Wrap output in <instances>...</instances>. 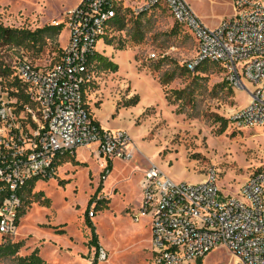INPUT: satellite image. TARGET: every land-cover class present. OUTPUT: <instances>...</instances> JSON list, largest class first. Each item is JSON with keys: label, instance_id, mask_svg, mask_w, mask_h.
Returning <instances> with one entry per match:
<instances>
[{"label": "rangeland", "instance_id": "1", "mask_svg": "<svg viewBox=\"0 0 264 264\" xmlns=\"http://www.w3.org/2000/svg\"><path fill=\"white\" fill-rule=\"evenodd\" d=\"M78 1L0 0V23L35 31L62 23ZM187 1L210 27L234 12L232 0ZM124 17L125 27L115 25L111 42L98 48L118 69L110 76L113 71L99 64L96 74L104 81L105 96L126 82L152 101L133 124L110 114L107 106L100 111L103 129H121L131 136L132 158L107 160L92 153L91 145L62 157L53 177L38 179L31 193L24 192L16 232L3 240L0 235L3 242L23 243L18 255L37 249L51 264H92L96 248L90 220L106 253V259L96 257V264H153L151 218L135 219L143 203V174L151 164L177 183L201 182L208 169H216L222 198L236 194L255 170L264 168V126L234 130L228 121L233 110L248 103V93L230 89L213 63L205 62L195 71L186 69L197 55V45L166 7L155 6L137 18L126 12ZM62 25L59 32H49L53 36L41 48L0 46V61L11 65L23 51L41 67L55 64L67 43L68 31ZM138 32L143 34L141 40L135 39ZM173 70L174 79L163 86L160 78ZM109 165L112 169L107 171ZM13 262L11 257L0 258V264ZM199 262L234 264L235 257L218 247Z\"/></svg>", "mask_w": 264, "mask_h": 264}, {"label": "built area", "instance_id": "2", "mask_svg": "<svg viewBox=\"0 0 264 264\" xmlns=\"http://www.w3.org/2000/svg\"><path fill=\"white\" fill-rule=\"evenodd\" d=\"M232 3L233 14L210 27L187 0H79L61 21L68 37L55 64L41 67L19 51L8 66L29 101L13 95L20 89L0 75V193H6L0 233L16 232L20 190L35 177H53L58 161L71 151L91 145L92 153L107 160L132 158L131 136L103 129L84 97L85 85L96 79L98 45L113 35L117 13L166 7L196 42L197 55L187 69L213 63L230 89L248 93V103L229 115L233 129L264 126V0ZM218 180L213 168L193 184L177 183L155 164L144 171L135 219L151 218L153 264H196L218 247L234 255V264H264V168L223 198ZM99 254L106 259L103 249Z\"/></svg>", "mask_w": 264, "mask_h": 264}, {"label": "trees", "instance_id": "3", "mask_svg": "<svg viewBox=\"0 0 264 264\" xmlns=\"http://www.w3.org/2000/svg\"><path fill=\"white\" fill-rule=\"evenodd\" d=\"M141 15V14H138ZM138 15H136V18L138 17ZM125 14L120 15L119 13H117L115 15V17L112 19V24L113 27L115 25H119V28L122 30L125 27L126 21H125ZM63 25L62 23L58 24V25H48L45 26L43 28H39L35 31H30L27 29H18V28H12V27H8L3 25L2 23H0V46H9V48L15 47L17 45H33V46H39V48H41L43 46V44L46 42L47 38H51L53 35H48L49 32L52 31H57L59 32L62 29ZM113 31V28H112ZM112 36L113 35H108L105 37V42L106 44L110 43L112 40ZM137 36L135 39L141 40L143 38V34L142 33H137ZM121 48V47H120ZM62 53V49L60 50V55ZM60 55H59V59H60ZM58 59V60H59ZM94 61L98 67L99 64H103L105 65L106 68H109L111 71H116L118 69V64L115 63L114 61H112L111 59H109L108 57H106L105 55H102L101 53H98L95 58ZM186 67V65H185ZM187 69V67H186ZM188 70V69H187ZM0 75L6 78H9L8 81V86H16L20 89L19 93H15L12 92L13 95H17L20 97V99L23 102H28L29 99L28 97L24 94L23 91V87L21 86V83L19 82L18 79H13L14 75L12 74V70L10 69V66H8L5 62H1L0 61ZM168 77H161L160 78V83L165 86L167 85L171 80L174 79L175 76V70L171 71L168 73L167 75ZM90 83H88L87 85H85L84 87V97H85V89L86 87L89 86ZM181 92V90H174L173 93L174 94H179ZM168 92L166 91V98L168 100ZM180 98V97H177ZM139 101V96L135 95L133 96L130 100H128L125 105L129 106V105H135L137 104ZM89 109L90 106H89ZM229 121V119H228ZM226 123V121H225ZM111 165L108 166L107 170L110 171ZM40 179L38 177H35L33 179H31L30 181H28V183L20 190V195L22 198V208H23V200H24V192L27 191L29 193L32 192L35 182ZM6 195V193H0V204L4 198V196ZM94 200L90 201V204H92ZM23 211L21 209L20 211V215H22ZM89 225L92 227V239H91V243L94 245V247L96 248V255L95 258L92 262V264H96L97 263V259L96 257L99 255L100 253V245L98 243V237L97 234L95 232V229L93 227L92 222L89 220ZM57 231L59 232H63L62 229H57ZM1 235V240H3L4 238L9 237L8 235ZM0 240V258H8L11 257L14 262L13 264H51L46 262L38 253V250L35 249L34 251H32L30 254L28 255H18V252L22 246V242L18 241V242H13L9 239H6L4 242ZM196 264H200L199 261H197Z\"/></svg>", "mask_w": 264, "mask_h": 264}, {"label": "crops", "instance_id": "4", "mask_svg": "<svg viewBox=\"0 0 264 264\" xmlns=\"http://www.w3.org/2000/svg\"><path fill=\"white\" fill-rule=\"evenodd\" d=\"M99 45L98 48L101 49L103 43L101 42ZM101 53L103 54V51H101ZM113 75L114 72H112L110 76ZM103 83L104 81L99 80L96 74V79L85 89V101L88 106H90L93 116L100 125L103 124V120L100 118L99 114L105 106H107L110 114H113L117 118H123L130 124H133L136 119L141 116L145 106L152 104V101L149 102V100L143 99L141 93L136 94L137 90L132 88V86L126 82H122V86L117 88L114 93L105 96V86ZM135 95L139 96L138 103L129 106L125 105V103Z\"/></svg>", "mask_w": 264, "mask_h": 264}]
</instances>
